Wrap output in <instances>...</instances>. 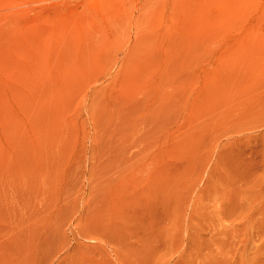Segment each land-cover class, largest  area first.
Here are the masks:
<instances>
[{
    "label": "rangeland",
    "instance_id": "rangeland-1",
    "mask_svg": "<svg viewBox=\"0 0 264 264\" xmlns=\"http://www.w3.org/2000/svg\"><path fill=\"white\" fill-rule=\"evenodd\" d=\"M0 264H264V0H0Z\"/></svg>",
    "mask_w": 264,
    "mask_h": 264
},
{
    "label": "bare ground",
    "instance_id": "bare-ground-1",
    "mask_svg": "<svg viewBox=\"0 0 264 264\" xmlns=\"http://www.w3.org/2000/svg\"><path fill=\"white\" fill-rule=\"evenodd\" d=\"M143 1V0H142ZM141 3H143V2H141ZM156 3V2H155ZM185 5V4H184ZM157 6V5H156ZM186 6V5H185ZM140 8H141V6H140ZM143 12V11H142ZM146 14H147V12H146Z\"/></svg>",
    "mask_w": 264,
    "mask_h": 264
}]
</instances>
